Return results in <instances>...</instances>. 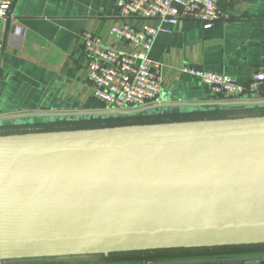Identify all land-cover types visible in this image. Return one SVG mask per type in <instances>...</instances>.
I'll use <instances>...</instances> for the list:
<instances>
[{"label":"crops","instance_id":"0c3cea01","mask_svg":"<svg viewBox=\"0 0 264 264\" xmlns=\"http://www.w3.org/2000/svg\"><path fill=\"white\" fill-rule=\"evenodd\" d=\"M219 5L232 16L230 22L221 21L205 28L201 22L188 19L177 26L165 25L172 32H161L156 37L150 57L163 67L164 100H220L199 77L184 72L185 67L228 75L242 83L249 82L264 69V0H219ZM118 9V0H14L15 21L0 18V112L99 108L100 101L94 97L89 79L90 57L83 37L84 33L93 32L109 46L131 50L130 45L111 32L112 26L118 23ZM130 23L137 27L159 24L142 20ZM15 25L21 30L15 29ZM227 113L230 111L218 113L220 117L214 118H227ZM196 120L202 118L193 121ZM90 149L96 150L114 172H120L123 165H132L138 170L142 163L154 165L164 161L160 160L163 153L176 168L177 157L181 163L186 157L182 168L187 170V175L180 177L203 180L196 182L195 189L199 194L211 196L208 205L201 210L198 207L188 210L185 221L181 219L167 228L131 226L83 231L76 230L72 224L61 229L59 221L54 222L60 219L64 207L59 192L55 197H43L35 203L11 205L0 190V241L264 224V131L144 145L120 143L110 148ZM90 149L0 156V163L32 161L38 166L80 151L89 153ZM193 184L189 180L186 186ZM233 264H264V261Z\"/></svg>","mask_w":264,"mask_h":264},{"label":"rangeland","instance_id":"374dc122","mask_svg":"<svg viewBox=\"0 0 264 264\" xmlns=\"http://www.w3.org/2000/svg\"><path fill=\"white\" fill-rule=\"evenodd\" d=\"M226 115L228 117L257 116L264 115V110L234 111ZM214 117L220 115L202 114L183 121L187 123L194 118ZM171 119L175 118L165 116L34 128L0 127V136L37 138L46 135L81 133L92 128L134 127ZM95 151L91 149L89 153L80 151L60 160L51 159L38 166L32 161L13 163V165L11 162L0 163V190L5 197L4 200L9 201L11 205L29 204L42 200L43 197H55L56 192H59L61 205L64 207L61 209L60 219H55L54 222L59 221L61 229L67 228V224H72L71 226L76 230L83 231L88 228L108 231L131 226L143 229L167 228L181 219L185 221L190 213L188 210H193L195 207L201 210L208 205L207 200L211 196L199 194L195 189L197 183H202L203 180L180 177L187 175V170L182 168L186 157L182 163L177 157L176 168L174 162L165 159L168 155L163 153V158L160 160L164 161L154 165L142 163L139 170L134 169L132 165H123L120 172H114ZM117 164L120 166V163ZM189 180L195 184L186 186ZM20 191L28 194H21ZM203 212L202 210V214ZM216 251L218 250L195 249L131 252L37 261H10L7 264H140L159 260L204 258L220 254L235 256L255 254L251 253L255 251L264 253V248L239 247L228 248L224 253Z\"/></svg>","mask_w":264,"mask_h":264},{"label":"water","instance_id":"95a60500","mask_svg":"<svg viewBox=\"0 0 264 264\" xmlns=\"http://www.w3.org/2000/svg\"><path fill=\"white\" fill-rule=\"evenodd\" d=\"M264 108V99L207 102L161 101L135 109L0 112V127L76 123L105 119L186 115L232 109ZM264 131V115L164 121L134 127L92 128L81 133L37 138L0 136V156L49 151L110 148ZM109 136V137H108ZM108 137V138H104ZM264 244V224L119 231L0 241V261L111 255L116 253ZM264 261V253L151 261L140 264H233Z\"/></svg>","mask_w":264,"mask_h":264},{"label":"built area","instance_id":"2783aa9c","mask_svg":"<svg viewBox=\"0 0 264 264\" xmlns=\"http://www.w3.org/2000/svg\"><path fill=\"white\" fill-rule=\"evenodd\" d=\"M13 3L14 0H0L1 19L15 21ZM118 6V23L112 26L111 32L130 45L131 50L109 46L93 32H86L83 37L90 57L89 79L94 97L103 104L101 108L135 109L161 100L163 67L152 60L150 51L161 32H172L165 25L177 26L189 19L211 28L217 22L232 20L220 7L219 0H118ZM135 20L158 21L159 24L137 27L130 23ZM14 28L21 30L17 25ZM183 71L199 77L220 100L264 99V69L247 83L193 66Z\"/></svg>","mask_w":264,"mask_h":264},{"label":"trees","instance_id":"16d2710c","mask_svg":"<svg viewBox=\"0 0 264 264\" xmlns=\"http://www.w3.org/2000/svg\"><path fill=\"white\" fill-rule=\"evenodd\" d=\"M103 107V104L100 103V107ZM244 110H248V111H260V110H264V108H259V109H232V110H226V111H230L234 112V111H244ZM226 111H221V112H226ZM221 112H200V113H191V114H186V115H172V116H168V117H173L175 118V120H181V119H187L189 117H195V116H200L202 114H216V115H220L218 113ZM160 117H165V116H158V117H133V118H125V119H105V120H95V121H83V122H76V123H62V124H81V123H93V122H107V121H116V120H128V119H139V118H160ZM177 118V119H176ZM62 124H48V125H25V126H12V127H29V128H34V127H48V126H53V125H62ZM262 247L264 248V244H255V245H238V246H223V247H203V248H191V249H172V250H159L157 252H162V251H176V250H195V249H213V250H218L216 252L218 253H224L226 249L228 248H239V247H252V248H258ZM144 252H156V251H144ZM131 253V252H130ZM116 254H124V253H116ZM113 255V254H111ZM97 256H101V255H97ZM216 256H228V255H216ZM216 256H211V257H216ZM74 257H79V256H74ZM83 257V256H80ZM67 258V257H66ZM47 259H52V258H47ZM37 260H41V259H29L26 261H37ZM10 261H25V260H10ZM10 261H4V264L9 263ZM160 261V260H159Z\"/></svg>","mask_w":264,"mask_h":264}]
</instances>
